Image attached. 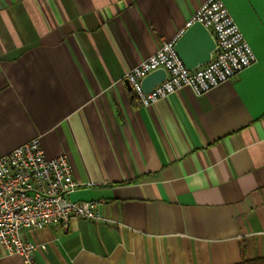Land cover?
<instances>
[{
    "label": "crops",
    "instance_id": "0c3cea01",
    "mask_svg": "<svg viewBox=\"0 0 264 264\" xmlns=\"http://www.w3.org/2000/svg\"><path fill=\"white\" fill-rule=\"evenodd\" d=\"M221 1L255 63L143 107L124 75L205 0H0V157L39 137L112 221L24 232L37 264H264V0Z\"/></svg>",
    "mask_w": 264,
    "mask_h": 264
},
{
    "label": "built area",
    "instance_id": "2783aa9c",
    "mask_svg": "<svg viewBox=\"0 0 264 264\" xmlns=\"http://www.w3.org/2000/svg\"><path fill=\"white\" fill-rule=\"evenodd\" d=\"M193 22L201 23L214 40L210 61L188 71L175 53L176 39L162 42L153 55L124 75L141 106L150 107L182 89L204 96L255 63L221 0H205L187 26ZM156 70H163L165 79L144 93L141 81ZM77 187L67 156L47 158L39 137L0 157V259L18 255L25 264H37L35 253L43 245L25 241L27 231L59 226L67 232L70 221L78 218L112 222L100 215L99 201H71Z\"/></svg>",
    "mask_w": 264,
    "mask_h": 264
},
{
    "label": "water",
    "instance_id": "95a60500",
    "mask_svg": "<svg viewBox=\"0 0 264 264\" xmlns=\"http://www.w3.org/2000/svg\"><path fill=\"white\" fill-rule=\"evenodd\" d=\"M215 49V43L208 30L199 22H193L175 40L174 50L183 66L192 71L195 68L206 65ZM163 70H156L148 74L141 81V89L144 93L150 92L157 84L165 79ZM125 84L129 90L131 87L127 81Z\"/></svg>",
    "mask_w": 264,
    "mask_h": 264
},
{
    "label": "trees",
    "instance_id": "16d2710c",
    "mask_svg": "<svg viewBox=\"0 0 264 264\" xmlns=\"http://www.w3.org/2000/svg\"><path fill=\"white\" fill-rule=\"evenodd\" d=\"M239 264H263V261L262 260L243 261Z\"/></svg>",
    "mask_w": 264,
    "mask_h": 264
}]
</instances>
